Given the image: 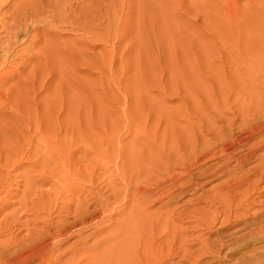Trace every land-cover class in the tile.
<instances>
[{
    "label": "rangeland",
    "instance_id": "1",
    "mask_svg": "<svg viewBox=\"0 0 264 264\" xmlns=\"http://www.w3.org/2000/svg\"><path fill=\"white\" fill-rule=\"evenodd\" d=\"M25 15L36 20L32 27ZM22 24L26 30L17 33ZM262 75L264 0H0V245L11 242L2 260L29 246L44 224L49 229L47 221L61 225V219L72 220L85 208L82 216H91L102 198L110 212L86 228L75 225L71 233L80 236L59 238L50 261L62 254L57 262L65 264L79 237L85 239L105 218H119L114 212L124 205V193L131 194L137 184L149 187L148 197L155 200L145 212L160 211L167 221L162 217L160 224L171 223L165 228L173 231L159 229L162 241H173L177 253L170 264L178 255L194 256L197 238L211 243L237 230L239 220L264 218L263 181L241 210L231 207L227 224L220 225L221 215L214 220L220 210L208 197L229 180L214 171L222 158H189L194 147L213 142L225 120L233 121L231 114L249 93L264 99ZM250 148H239L236 156ZM186 162L191 170L180 173ZM255 163L251 157L239 170L232 163L230 170L236 177ZM168 169L177 174L175 184L165 179ZM44 203L42 210L38 206ZM76 204L89 206L79 211ZM204 219L215 225L204 227ZM235 244L224 248L225 255L205 254L198 263L263 262L264 240ZM230 246L234 250H227Z\"/></svg>",
    "mask_w": 264,
    "mask_h": 264
},
{
    "label": "bare ground",
    "instance_id": "2",
    "mask_svg": "<svg viewBox=\"0 0 264 264\" xmlns=\"http://www.w3.org/2000/svg\"><path fill=\"white\" fill-rule=\"evenodd\" d=\"M48 10H50V9H48ZM35 11H37V10H35ZM51 11H52V9H51ZM37 13H38V11H37ZM33 14H35V13H33ZM31 15H32V13H31ZM31 15H29V18ZM35 15H37V14H35ZM35 15H33V17H35ZM24 17L28 18V15L27 16L25 15ZM53 18H54V16H53ZM46 20H44V21H46ZM35 21H36L35 19L30 18L29 19V26L32 27L31 25ZM27 28H28V26H27ZM23 30L24 29H23V24H22V28H20L17 31V33L21 32ZM25 30H26V28H25ZM36 30H38V29H36ZM15 34H16V32H15ZM260 77H261V75H260ZM263 77L264 76L262 75V78ZM262 80H264V78ZM263 106H264V99L263 98H261L256 93H253V92L249 93L247 99H244V101L239 106V108L237 106L238 109H236V110L238 112L236 111V112H233L231 114V112L229 111V113L231 114V117L233 115V117H232L233 121L227 119L228 123L226 120H225L226 123L224 122V124H227V126L226 125H224V126L220 125L219 127L216 128L217 131L215 133H213V137H212L213 142L212 143L210 141L206 147H203L200 149H196L195 147L194 148L192 147L193 151L191 150L192 152L191 153L189 152L190 153L189 158L193 157L196 162L199 161L200 159H203V158H205V159L208 158L209 160L219 158V157L222 158V160L220 162H217L215 164V170L214 171L216 173H226V175H229V180L227 182L223 183L222 185H219V186L213 188L215 190V193L212 194L210 197H208L210 205H212V206L217 205V207L220 210L218 212L215 210L217 213H216V215L214 214V220L215 221L217 220V216L221 215V220L219 219L220 225H223V224L225 225V223L227 224V220L230 217L229 214L233 213L231 210V207L234 206L235 209H240V207H242L243 202H245V201L248 202V199L251 197V194H252L251 192L255 189V187L264 181V107ZM237 115H240L239 120L237 119ZM234 117H236V119H234ZM221 121H222V119H221ZM250 141H253V142L251 143ZM245 145H249V147H251V148L248 151L246 150L247 152L245 151L243 154H241L237 157L236 153H237L238 149L239 148L243 149V147ZM188 148H186V149L189 150ZM174 154L176 155L177 152H174ZM181 155L182 154H180L179 156H181ZM251 157L254 158L256 163L253 164V166L249 167L246 171L242 172L241 175H238L235 177L234 174L232 173V171L230 170V165L232 163H234V164L236 163V165L238 166V170H239L240 168H242L244 166L245 163L243 164V162H247V160L250 159ZM171 158H168V160H170ZM173 159H175V158L173 157ZM184 160H186V159H184ZM41 161H43V158ZM179 163H180V161H179ZM177 164H176V166H177ZM199 164H200V162H199ZM193 165H194V162H193ZM173 166H175V165H173ZM190 167H191L190 163L183 165L179 169L181 171L180 173L186 172L188 169H190ZM206 167H208V166H206ZM196 168H198V167H196ZM205 169H207V168H205ZM165 170H167V168H165ZM174 170H176V169H174ZM77 171H78V169H77ZM170 171H171V173L173 172L172 170L167 171L168 176L165 179L171 181L172 184H175L174 182L178 180V177L176 178L177 174L174 175L173 174L175 172L174 171L172 173L173 175H170L169 174ZM41 172H43V171H41ZM53 172H55V171H53ZM41 174H43V173H41ZM54 175H55V173H54ZM54 175L50 174V176H54ZM59 175H60V173H59ZM181 175H183V174H181ZM56 176H57V174H56ZM80 177H77V179L79 178L78 180H80L82 178V177L81 178ZM57 179H59V177H57ZM61 179H60V183L63 180V179L62 180ZM24 180H26V178ZM29 182H30L29 185H31L32 182L31 181H29ZM60 185H62V184H60ZM26 186H28V184H26ZM76 187H77V185H76ZM24 188L27 191L29 190L26 187H24ZM171 188H173V187H171ZM56 189H58V188H56ZM111 189H110V191H111ZM178 190H179V188H178ZM124 191H127V190L124 189ZM52 192H53V187H52ZM85 192H87V190H85ZM113 192L115 193V189L113 190ZM119 192H121V191H118L117 193L119 194ZM150 192H151V189L149 187L141 186L138 184L134 185L133 192H131V194L129 192V194L125 195L126 192L124 193L122 190V193H124L123 197L125 198L126 201H125L123 206L121 205L122 206L121 208L119 207L120 209H118L116 212H114V215L118 216L119 218H114V220H113V216H110L108 218H105V221H103V222L100 221L101 222L100 224H97V225L95 224L96 226L93 227L94 228L93 231L91 233H89V235H88V236L93 237V239L95 238L92 243H90V241H89L91 238L90 239L87 238L88 236H86V238L84 237L85 239H83V240H81L82 237L81 238L79 237V240L81 242L78 243V246L76 245L77 246L76 248L74 246V249L71 250V255H70L71 257L68 260V262H66L65 264H170V261L173 260V258H175V255H177V253H174V250H173L174 244L172 243L173 241H170V242H167V241L163 242L162 241L163 236L160 235L159 229L162 230V228H164V230H167V228H165L167 224L164 225V223L167 221H165L166 219H164L165 216H162L163 211L161 213V216L163 218L158 215L160 211L157 212L158 214L157 213L156 214H154V213L149 214L150 212L149 213L145 212V210H147V208H149L155 204L154 203L155 200H152V199H150L151 197L150 198L148 197V196H150L149 195ZM111 193L112 192H110V195H111ZM23 195H24V193H23ZM58 195H60V194H58ZM120 195L122 196L121 193L119 195H116V196H120ZM172 195H174V194H172ZM121 196L118 198H121ZM100 198L101 197H99V199ZM116 198L117 197H115V199ZM166 199H168V198H166ZM91 200L93 201V199H91ZM97 200L98 199L95 200L96 203L99 201V200L98 201ZM101 200H102V198H101ZM103 200H104V198H103ZM45 201H47V200H45ZM50 201L48 199L47 202H50ZM68 201H70V200H68ZM130 201H133V202H130ZM159 201L165 203L164 201H162V199ZM169 201H167V202H169ZM249 201H250V199H249ZM79 202H82V201L78 200V203ZM99 202H98V206H99L98 209H96V210L93 209L94 211L89 212V213L87 212L88 214L91 215V216H88L87 218H85L86 215L82 216L83 215L82 212L83 213L86 212L87 208H85V207H87L86 205H88V204H86V205L84 204L85 210L81 211L80 215H78L79 213L78 214L76 213V216H75L74 211H73L74 213L73 212L69 213V211H68V213L71 216L72 215L75 216V218H72V220L70 219L71 221L64 217V220L61 219L62 224L61 225L59 224L60 226L58 224H55L56 222L54 223V222H48L47 221V224L51 228L49 227V229H48L47 228L48 226H46L44 224L43 227L40 228V230H44V232L40 231V230L37 232L35 231L37 233L36 236L34 234L33 237L30 238V239H34V241L29 246L25 247L24 249H23L24 246H22V250L21 249L20 250H13L12 253L10 254V257L7 260L6 259L2 260L3 257H1V256L4 253V250H9V247H11V246L8 247V245H10L11 242L9 241L10 239H8V241L10 243L7 245L3 244L4 243L3 242L1 244L2 246L0 245V264H27V263H30L31 260H35V259H38L41 263H44V264L46 262H49L51 257H52L54 250H56V249H58V247H60L61 243L59 241V238L68 239V238L72 237L73 235L80 236L82 232H78V233L76 232L77 234L71 233V229L75 225H76V227H77V225L78 226L80 225L81 227L86 228L87 226L92 225V224H90L91 221L95 220L96 218L101 216L103 213H105L107 211L108 212L111 211L110 204L102 203L103 201L100 203ZM156 202H157V204L159 203L158 201H156ZM205 202H207V201H205ZM128 203L130 205L129 207H128ZM89 204L91 205V203H89ZM162 204H161V207H162ZM44 205H45V203L43 205L41 204L38 207H41V206L43 207ZM19 206L21 207V206H23V204L19 205ZM95 206H96V204H95ZM25 207H27V206H25ZM61 207H62V205H61ZM77 207H78V205H77ZM220 207H221V209H220ZM81 208H82V206L79 205L77 210H79ZM84 208H82V210ZM25 209H27V208H25ZM160 209L161 208H159V210ZM215 209H217V208H215ZM248 209H250V208H248ZM42 210H43V208H42ZM195 210L196 211L198 210V212L202 213L205 216L207 215L206 213H209V212H207L204 209L199 208V207L195 208ZM28 211L30 212V209ZM11 212H12V210H11ZM24 212H25V210H24ZM236 213L237 212H235V215L237 217H240V218L245 215V214L244 215H237ZM14 214L16 215L17 213H14ZM19 215H21V214H18L17 216H15L16 220H18L21 217V216L18 217ZM70 215H67L68 218ZM163 215H165V214H163ZM10 216H12V214ZM74 216H72V217H74ZM258 216H260V215H258ZM258 216L253 221L252 220L251 221L250 220H248V221H241V220L238 221L237 220L238 222H236V224L234 226H240V225L241 226L232 233L228 232V234L225 236H218V238L216 240H214L216 242L211 241V243H209V242H206L207 239L201 240V238H200V240H198V238H197L198 245L195 248V250L192 252V254L194 256L190 257L191 254L185 255L186 253L183 255H178L177 256V258H178L177 262L174 261V262H172V264L175 262H176L175 264H186L188 259H190V260L187 264H193V263L196 264L200 261L201 257H203L205 254L208 255V254L214 253V254L220 256L223 253L222 255H225L228 252L227 251L228 249L231 248L234 250V248H235L234 246H230L229 248H227V250H226L227 252H223V250H224V248H226V246L233 245L236 242L238 243L239 240H243V239L245 240V238L252 239L253 241L254 240L255 241L260 240V239L264 240V218H259ZM247 217H248V215H247ZM160 218L164 219L163 221H165V222L162 223L164 226L162 224H160V220H161ZM61 221H58L57 223H61ZM204 221H206V222H204V227H205V225L212 226L214 224L213 220L211 222H209L208 219H204ZM11 223H13V222H11ZM11 223L9 225H11ZM168 223H169V221H168ZM13 224H17V221H14ZM55 225H57L58 227L57 228L54 227V228H56L54 230L52 228V226H55ZM228 225H229V223H228ZM45 226H46L47 230H45L46 228L42 229ZM169 226H171V223ZM231 226H233V225H231ZM231 226L229 225V227H231ZM169 228H171V227H168V230H167L168 232L173 231V230H169ZM227 229H228V227H227ZM163 232L166 233V231H163ZM175 233L177 234V232H175ZM175 233H174V237L176 236ZM181 235H182V233H181ZM31 236H32V234H31ZM82 236H83V234H82ZM178 236H180V235H178ZM12 238H14V237H12ZM176 238H177V236H176ZM28 239H29V237H28ZM229 239L233 240V242L231 244L226 242ZM18 242H20V241L18 240ZM21 242H22V240H21ZM27 242H30V241H27ZM247 242H248V240H247ZM240 245H241V243H240ZM240 245H238V246H240ZM17 246H19V245H17ZM212 247H213V249H212ZM16 248H18V247H16ZM20 248H21V245H20ZM236 249H237V247H236ZM90 252H92V253H90ZM93 252H94V254H93ZM232 252H236V251H232ZM61 256H62V254L59 255L57 258H55V260H52V262L50 261L49 264H57L58 263L57 261L60 260L59 257H61ZM232 256H234V255H232ZM261 257H262V254H261ZM219 259H220V257L218 258V260ZM262 261H261L262 262L261 264H264V260H262ZM226 264H241V263L235 262L234 258H232V259L226 260Z\"/></svg>",
    "mask_w": 264,
    "mask_h": 264
}]
</instances>
